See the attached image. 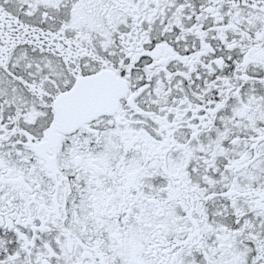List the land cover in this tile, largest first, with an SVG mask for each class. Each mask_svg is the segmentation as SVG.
Here are the masks:
<instances>
[{"label": "snow or ice", "instance_id": "obj_1", "mask_svg": "<svg viewBox=\"0 0 264 264\" xmlns=\"http://www.w3.org/2000/svg\"><path fill=\"white\" fill-rule=\"evenodd\" d=\"M0 264H264V0H0Z\"/></svg>", "mask_w": 264, "mask_h": 264}]
</instances>
